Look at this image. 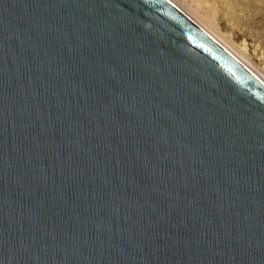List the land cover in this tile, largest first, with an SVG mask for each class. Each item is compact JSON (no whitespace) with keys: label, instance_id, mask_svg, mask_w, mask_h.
<instances>
[{"label":"water","instance_id":"1","mask_svg":"<svg viewBox=\"0 0 264 264\" xmlns=\"http://www.w3.org/2000/svg\"><path fill=\"white\" fill-rule=\"evenodd\" d=\"M0 264H264V84L168 0H0Z\"/></svg>","mask_w":264,"mask_h":264},{"label":"bare ground","instance_id":"2","mask_svg":"<svg viewBox=\"0 0 264 264\" xmlns=\"http://www.w3.org/2000/svg\"><path fill=\"white\" fill-rule=\"evenodd\" d=\"M168 1L264 84V0ZM235 33L243 36L241 43Z\"/></svg>","mask_w":264,"mask_h":264},{"label":"rangeland","instance_id":"3","mask_svg":"<svg viewBox=\"0 0 264 264\" xmlns=\"http://www.w3.org/2000/svg\"><path fill=\"white\" fill-rule=\"evenodd\" d=\"M222 27H223V29H224V25H223V24H222ZM242 38H243L242 35H240V34H236V33L234 34V39L236 40L237 43H241ZM248 42L251 43V41H249V39H248ZM252 52H253V48H251V53H252ZM252 54H253V53H252ZM253 59H254L255 62L259 63L258 60L254 57V55H253ZM256 60H257V61H256Z\"/></svg>","mask_w":264,"mask_h":264}]
</instances>
